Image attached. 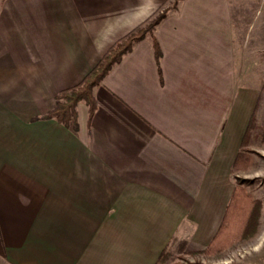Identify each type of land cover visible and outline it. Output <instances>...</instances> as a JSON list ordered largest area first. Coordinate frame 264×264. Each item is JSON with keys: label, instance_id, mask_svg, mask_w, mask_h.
<instances>
[{"label": "crops", "instance_id": "obj_1", "mask_svg": "<svg viewBox=\"0 0 264 264\" xmlns=\"http://www.w3.org/2000/svg\"><path fill=\"white\" fill-rule=\"evenodd\" d=\"M175 1L0 0V264H155L166 246L181 259L211 242L235 173L264 149L260 90L239 59L264 0L170 5L158 62L141 40L94 87L93 114L77 104L76 128L42 118ZM241 149L251 163L233 170Z\"/></svg>", "mask_w": 264, "mask_h": 264}, {"label": "trees", "instance_id": "obj_2", "mask_svg": "<svg viewBox=\"0 0 264 264\" xmlns=\"http://www.w3.org/2000/svg\"><path fill=\"white\" fill-rule=\"evenodd\" d=\"M179 1L181 0H176L175 3L169 2V5L158 9L145 21L119 38L85 75L81 82L56 94L53 108L44 114L42 118H53L66 127L76 128L77 104L81 101L84 102L91 116L95 111L94 87L99 85L109 70L141 40L149 39L151 41L158 62L160 51L155 37L156 27L166 16L169 7L176 5ZM260 132L264 134V128H261ZM248 154L249 151L247 149H241L238 152L233 164V170L246 168L251 163ZM234 178L236 188L221 226L206 247L196 248L188 252L193 257L198 258L199 255L206 257L219 256L237 242L249 240L257 234L262 212V201L253 197L247 190V186L252 184L253 179L241 177L236 173ZM171 256L170 247L166 246L161 251L155 264H207L199 259H169Z\"/></svg>", "mask_w": 264, "mask_h": 264}, {"label": "rangeland", "instance_id": "obj_3", "mask_svg": "<svg viewBox=\"0 0 264 264\" xmlns=\"http://www.w3.org/2000/svg\"><path fill=\"white\" fill-rule=\"evenodd\" d=\"M247 10L248 14L252 11L249 8ZM257 31H259L256 33L259 35V38L247 40L243 44V52L245 54L239 56V59L240 62L241 59L243 60V64L247 70L240 73L242 74L240 79L246 84H255L259 87L260 103L258 109L259 122L262 128L264 127V23L259 25ZM249 63H253V65H249ZM258 151L259 154L255 156L257 166H251L248 170L238 172V174L241 177L253 179L252 184L247 189L253 197L263 199L264 201V149L259 148ZM262 210L263 215L260 217L261 225L259 233L249 240L242 242L241 246L231 247L221 255L210 258H206L204 255H199L198 258L192 255H190L191 257L180 255L181 259H199L207 264H264V209Z\"/></svg>", "mask_w": 264, "mask_h": 264}]
</instances>
